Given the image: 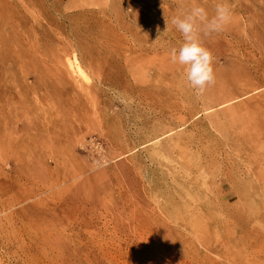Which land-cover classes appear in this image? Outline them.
Here are the masks:
<instances>
[{
	"label": "rangeland",
	"instance_id": "374dc122",
	"mask_svg": "<svg viewBox=\"0 0 264 264\" xmlns=\"http://www.w3.org/2000/svg\"><path fill=\"white\" fill-rule=\"evenodd\" d=\"M43 1L49 53L84 48L67 83L90 89L45 103L49 158L14 154V124L2 136L0 264H264V0ZM218 3L231 19L200 33L215 82L197 94L171 21ZM234 77L235 98L210 99Z\"/></svg>",
	"mask_w": 264,
	"mask_h": 264
},
{
	"label": "bare ground",
	"instance_id": "6f19581e",
	"mask_svg": "<svg viewBox=\"0 0 264 264\" xmlns=\"http://www.w3.org/2000/svg\"><path fill=\"white\" fill-rule=\"evenodd\" d=\"M50 23L49 9L43 0H0V146L7 142L2 136L6 137L9 126L14 124L15 128L9 131L15 133L12 141L22 142L23 149H16L15 144L9 142L11 151L14 154L22 151L27 157L43 155L49 158V135L62 120L59 115L50 114L45 103L54 102L56 97L67 95L68 91L67 96L78 99L77 95H87L86 90L90 89L67 83L70 75L83 76L80 62L86 59L84 48L79 58L71 45L74 54L65 62L50 54ZM78 45L81 46L79 41ZM55 65L60 70L55 69ZM28 76H32L31 83L27 82ZM233 79L228 80L229 89L211 87L210 99L225 105L235 98L233 84L236 78ZM90 103H96L94 97L90 98ZM229 111L214 120V125L224 129L227 123L235 120L231 122L235 126V110ZM247 120V117L241 118L243 126ZM260 160L264 162V155Z\"/></svg>",
	"mask_w": 264,
	"mask_h": 264
},
{
	"label": "clouds",
	"instance_id": "9594fccd",
	"mask_svg": "<svg viewBox=\"0 0 264 264\" xmlns=\"http://www.w3.org/2000/svg\"><path fill=\"white\" fill-rule=\"evenodd\" d=\"M231 14L227 3H218L211 17L205 7L194 6L171 21L183 37L181 46L171 50V61L186 70V79L197 94H202L215 82L213 56L201 43L200 33L210 35L222 31L230 22Z\"/></svg>",
	"mask_w": 264,
	"mask_h": 264
}]
</instances>
